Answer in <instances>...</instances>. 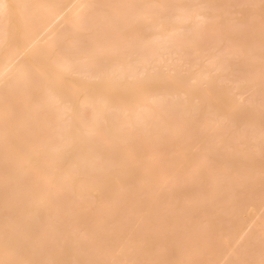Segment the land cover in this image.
Returning a JSON list of instances; mask_svg holds the SVG:
<instances>
[{
    "label": "bare ground",
    "instance_id": "bare-ground-1",
    "mask_svg": "<svg viewBox=\"0 0 264 264\" xmlns=\"http://www.w3.org/2000/svg\"><path fill=\"white\" fill-rule=\"evenodd\" d=\"M0 264H264V0H0Z\"/></svg>",
    "mask_w": 264,
    "mask_h": 264
}]
</instances>
